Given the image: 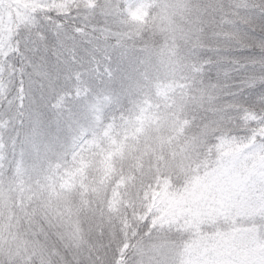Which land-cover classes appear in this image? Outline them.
I'll list each match as a JSON object with an SVG mask.
<instances>
[{
    "label": "rangeland",
    "instance_id": "1",
    "mask_svg": "<svg viewBox=\"0 0 264 264\" xmlns=\"http://www.w3.org/2000/svg\"><path fill=\"white\" fill-rule=\"evenodd\" d=\"M186 5L175 8L181 12ZM46 10L53 14L42 15ZM119 10L132 23L145 17L141 0H0V100L8 97L0 114V264H95L106 255L109 264L120 257L121 264H145L152 243L175 264L264 258V226L258 228L264 193L225 179L213 158L247 153L260 134L222 137L212 147L207 136L216 128L186 134L191 97L180 78V49L190 40L187 30L196 34L197 26L182 28L179 15L175 19L165 8L155 46L138 37L139 28L120 20L116 26ZM110 18L138 43L129 52L111 49L119 35L105 24ZM62 21L84 43L70 31L59 32ZM52 26L59 33L50 35L49 54L41 32L46 36ZM14 27L22 55L12 45ZM11 52L22 69L43 58L50 74L44 81L31 76L35 83L25 75L26 93L36 96L43 83L50 98L39 132L27 120L20 123L14 59L5 60ZM24 104L28 111L29 101ZM112 126L115 138L107 148L85 154ZM78 146L82 151L73 160ZM255 156L258 165L264 156Z\"/></svg>",
    "mask_w": 264,
    "mask_h": 264
},
{
    "label": "snow or ice",
    "instance_id": "2",
    "mask_svg": "<svg viewBox=\"0 0 264 264\" xmlns=\"http://www.w3.org/2000/svg\"><path fill=\"white\" fill-rule=\"evenodd\" d=\"M264 16V13L261 14ZM250 47L243 48L231 40H223L216 37L214 33L208 36V42L204 48L191 49L190 58L194 63L198 62V74L192 77L193 87L203 90L209 101L202 98L199 107H196L193 115L195 116L194 127L200 128L208 125L217 129L207 136V147H212L225 133L234 135V124L236 114L239 112L238 106L247 107L251 93H257L254 98L259 102L264 98V48H257V42H264V38L253 36L247 33ZM16 55L20 53V41L16 40ZM36 49H33V52ZM11 55V53H9ZM7 57H5V60ZM31 69V71H29ZM25 75L29 77L30 83H35L30 78L35 75L41 81L48 80L46 63L43 58L37 60L35 64L28 61L21 72L18 83H16V93L19 102L16 103L17 111L20 116L21 125L27 120L33 129L39 132L43 124L44 109L49 107L50 98L45 94L44 85L41 83L40 91L36 96L25 92ZM229 89H233L229 91ZM243 96V99H241ZM231 97V99H226ZM29 101V109L25 111V100ZM15 102V100H13ZM256 127L264 126V118L260 119ZM16 137L20 138L19 131ZM27 142L25 137L22 143ZM15 148V141L13 142ZM259 151L264 156V136L256 138L252 147L247 153L232 158L220 156L213 153V158L218 160L217 167L220 174L227 180L233 182L243 181L245 184L253 186L254 190L264 193V159L255 163V153ZM247 177L245 180L244 178ZM150 224V221H146ZM151 227V225H150ZM163 227V226H161ZM170 227V226H169ZM151 236V232L148 233ZM145 264H175L166 254L163 246L152 243L146 247ZM246 264H264V258L250 260Z\"/></svg>",
    "mask_w": 264,
    "mask_h": 264
},
{
    "label": "trees",
    "instance_id": "3",
    "mask_svg": "<svg viewBox=\"0 0 264 264\" xmlns=\"http://www.w3.org/2000/svg\"><path fill=\"white\" fill-rule=\"evenodd\" d=\"M177 3L180 4L187 3V5L186 7H184V9L181 12H179L175 8V5ZM141 4L143 10L145 11V17L140 22L132 23L133 21L125 19L122 15V11L119 10L117 12V15L115 16V24L116 26L120 27L119 21H117L120 20L123 23V25L126 24L127 26H135L137 27V29L139 28L141 31L140 34H138V37H140L141 40H145V41L148 39L149 42L150 43L153 42L155 46L161 40V34L159 33L160 31L159 26H160V19L163 17V12L165 8L167 12L174 14L173 18L176 19V15H179V21H180L179 24L182 26V28H184L190 23H194L195 27L197 26L196 34H194L193 28L191 32L187 30V33L190 34L189 35L190 40L187 41V43H185L184 46L181 47L180 49L181 50L180 57L185 61L184 71L183 74H181L180 78L185 79L189 83L190 89L186 93V95L190 96L194 100V102L191 103V98H188V100L190 99L189 100L190 102L188 101L189 103L186 106L187 108L186 134L188 133L189 137L196 136L199 133H201L205 127L207 130L209 126L205 125L204 127L197 130L194 127L195 116L193 115V112L196 107H199V102L202 98L211 100V97H207L206 93L203 90H197L193 87L192 77L198 74L199 64L198 62L194 63V59L190 58L189 51L194 48L195 49L204 48L208 42V36L210 33H214L216 37H219L223 40H231L235 44L243 48H247L251 46L248 41V35H246L247 33H250L253 36L264 38V16L261 15L262 13H264V0H213V1L212 0H195V1L194 0H141ZM41 12L42 15L45 16H51L53 14L52 10H46ZM12 16H13L12 19L14 24L15 18L14 15ZM100 20L101 19L97 20L96 23L104 22L103 20L101 21ZM105 24L108 26L111 32H118L119 35L118 39L113 40L110 43V46H112L111 49H116L117 51L119 49L129 52L131 48L133 49V45H138V43H136L135 41L133 42V40H128V38L124 35V32L123 31L121 32L119 28H114L115 26L113 25L111 18L109 22L108 23L106 22ZM54 28L55 27L53 26L50 27V31L48 30V34L46 36L41 32V37L42 39H44V43L48 48L49 54L52 51L51 44L53 38L50 37L52 33H54L55 35V33L63 32V35H65L64 31L66 32L70 31L75 38H78L80 43H84V39L77 34V31H74L73 29L69 28L67 26V23H63L62 29L59 32L55 31ZM25 35L30 38V35L28 34ZM16 40H17V32L14 27V30L11 33V41L15 49H16V44H15ZM140 43L142 42L140 41ZM256 47L264 48V42H257ZM6 57L7 60L9 58L14 59L11 69L15 73L14 82L16 84L18 83L21 72L23 70L21 67V63L18 60L19 58L16 59L13 52H11V55L9 56L7 54ZM81 57L82 56L80 55V58L76 57V59H81ZM24 62L26 63V61ZM231 90L233 89H229V91ZM256 95L257 93H251L252 98H250L249 101L247 102L248 103L247 107L238 106L240 110L236 114V120L233 126L234 135H228L227 133H225L224 137L231 139L232 141H238L245 139L248 136L247 134L248 132L250 133L257 132L260 134V136H264V126H260V127L255 126L259 123L260 119L264 118V98L260 99L259 102L257 103L254 100ZM226 99H231V97H226ZM241 99H243V96H241ZM5 100H8L7 96L0 100V114L3 110L2 107L3 104L6 103ZM115 120L116 121L114 123H116L117 125V123H119L122 120V116L117 117ZM3 122H5V120L0 117V124H3ZM248 126L251 127V129H246ZM115 128H113L112 126V128H110L111 132L109 131V134L106 136V139L102 141V143L100 144L95 142L94 145H96V148L90 147V150H88L85 154H92V155L94 154L93 156H95L98 152V151L96 152L97 149H101L102 147L107 148V145L110 143L111 138L112 139L115 138V136L113 135ZM210 134L211 133H209V135ZM206 135H208V133L204 132V137ZM81 151L82 148L78 146V148L72 152V159L73 160L76 159ZM68 166H70V164ZM87 176H88L87 182H89L92 186H97L98 182L95 179L94 181H92L93 179L92 176L90 175ZM258 218H259L258 228H262L264 226V217L260 216ZM129 224L131 223L129 222ZM129 226L131 227V225ZM154 227L155 226L150 227L147 232L148 233L153 232ZM105 230H107V228L102 227L101 231H105ZM105 237L106 236H100L99 242L101 241L102 243H105L104 241ZM109 256L110 255H106V258H103L100 261L98 260L97 262H95V264H105V263L109 264L110 262H108L107 260ZM114 256L115 255H111V257ZM122 261L123 259L121 257L117 259L114 258V261L111 264L113 263L121 264Z\"/></svg>",
    "mask_w": 264,
    "mask_h": 264
}]
</instances>
